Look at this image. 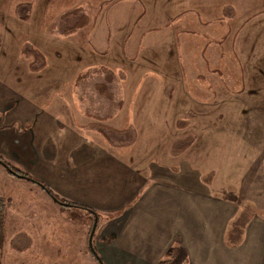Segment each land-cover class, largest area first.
Wrapping results in <instances>:
<instances>
[{
	"label": "crops",
	"instance_id": "0c3cea01",
	"mask_svg": "<svg viewBox=\"0 0 264 264\" xmlns=\"http://www.w3.org/2000/svg\"><path fill=\"white\" fill-rule=\"evenodd\" d=\"M66 1L93 8L90 0H15L9 15L76 16L75 28H0V50L10 48L0 61V157L75 206L0 165V264H98L93 252L104 264H264V188L239 200L227 184L236 169L264 177L256 163L264 154V11L241 24L232 9L210 24L180 9L168 23L177 14L160 5L168 25L131 38L135 2L147 0H111L91 28H78L80 2ZM121 2L132 9L126 23L114 12ZM162 47L174 53V70L153 53L144 59ZM62 55L69 60L60 67ZM233 117L239 130L218 142L209 181L202 129L215 123L223 133Z\"/></svg>",
	"mask_w": 264,
	"mask_h": 264
},
{
	"label": "rangeland",
	"instance_id": "374dc122",
	"mask_svg": "<svg viewBox=\"0 0 264 264\" xmlns=\"http://www.w3.org/2000/svg\"><path fill=\"white\" fill-rule=\"evenodd\" d=\"M85 1V0H84ZM67 3H73V4H77L78 2H80L79 6H82V10L85 12L84 14L86 16L82 17L80 19V22L78 24V28L84 27L86 23H88V25L85 28H91L92 24L94 23V20L96 21L97 19H99L100 17H102L105 13V8L104 5L105 3L111 4V0H90V2L93 3V8H88L85 7L87 6L86 2H82V1H73V2H68ZM175 2L177 3V5H183L181 8V6L176 10V13L174 12V6H175ZM15 0H0V28H75L77 27V25L73 26L74 22L76 21L77 17L76 16H64V17H57V16H53L52 14L48 13L46 16L44 17H40L38 16L37 13H34V9L31 11V15L28 18H15L11 15H9V10L12 8V6H14ZM48 4V2H46ZM100 3L102 4L101 6ZM113 3H116L113 2ZM137 5L134 6L136 7L135 9H132L130 7H126V5L128 4V2H121L120 4H123L122 7H117L114 9V12L117 11H121V17L119 18V20H121L123 23L127 22L126 18L128 16L131 15L132 13L133 16L135 17L136 14L138 15V13L140 12V15H138V17L136 18V20H134L133 22H131L130 25H128V36L131 38L134 36V34L136 33L137 30H151L154 29L156 31H160V28L157 27H162L168 24L163 23L162 18L164 16H162L161 12H158L157 9H160L158 6L163 5L162 9L164 8V10L169 14V13H173V16L175 14H177L174 17H168L166 18L168 23L171 21H173L175 18H178L180 16V9L182 10V12L186 13V11H193L194 13H197L203 20H198V22L201 21H207L211 24L212 19H216V22H218V20L220 18H222V16H225L226 18H228V15H230V12L232 11V9H235L236 11H238L239 13L237 18L238 21L241 22V24H243L249 17L250 15H252L253 13H255L257 11V13H262L264 11V0H166L165 4L162 3V0H147L143 2V7L140 6V4L138 2H135ZM70 4V5H73ZM69 5V6H70ZM99 6V7H98ZM165 6V7H164ZM188 9V10H185ZM19 13L22 17H24L23 13L24 9L19 10ZM110 13V12H109ZM108 13V15H109ZM196 19V18H195ZM197 20V19H196ZM58 21H61V23H58ZM63 22V23H62ZM124 25V24H123ZM139 25V27L141 26V28H136ZM152 27V28H148V27ZM118 31L121 28H117ZM163 29V28H162ZM216 31L218 28H215ZM232 29V28H230ZM240 29V28H239ZM140 35V34H138ZM228 36L230 37V41H234V33H230V34H226V37L224 40H226L228 38ZM232 36V38H231ZM130 38V39H131ZM228 39V40H229ZM223 40V41H224ZM227 40V41H228ZM130 40H128L129 42ZM139 41V39L137 40ZM162 44V43H161ZM71 42H69L68 40L65 41L64 43V47H70ZM162 45H167V43H163ZM168 46V45H167ZM174 52V50H173ZM146 55L144 56V59H149L148 57L150 56L149 53H153L155 55V59L156 61H161L162 63H168V68H172V70H174L175 66H174V53H169L168 50L166 48H158L155 50H151V49H147L146 50ZM10 54V48H2L0 50V61L3 64H6L8 61V55ZM59 55H61L59 53ZM63 59L60 58L61 64L60 67H63L64 64L66 62H68L67 60H69V55H65L66 58ZM178 61H179V56L178 53H176V67L178 66ZM247 70V68H246ZM238 99V98H236ZM238 100L243 101V97L239 98ZM261 100V96H258V101ZM263 100V99H262ZM263 101H261L260 103H262ZM243 103V102H241ZM239 104V105H247L248 102L246 101V103L244 104ZM258 103V104H260ZM240 108H245L243 106H241ZM226 114V113H225ZM210 119H213L215 122L219 121V122H227L228 117L226 115H219V117L213 112L210 113L209 115H207ZM244 119V118H243ZM233 121H240V118H232L229 120L230 123L225 124V127L227 126L228 129H224V132H218L220 130L217 129V124L215 123H211L210 127L207 128V130L202 129L203 131H206V134L203 138V148H204V157L203 158H207L205 161L202 158V161H204L202 163L203 167L209 168V181H213L216 178V165H217V157L219 155H217V150L218 147L217 145L219 144H227L228 141L231 140V138H234L233 132L234 131H238L239 128L238 126L234 128V126L231 125V123ZM207 123V122H206ZM179 130V129H178ZM202 131V132H203ZM222 131V130H221ZM200 129L198 128L197 130H193V134L188 136L187 138H191L192 141H195L196 138V133L197 135L200 133ZM193 136V137H192ZM181 141V145H179L180 147L178 148V152L180 150V148H183V145L186 143L185 138L183 140H178ZM219 142V144H218ZM198 148H201V145L198 146ZM183 151V150H181ZM180 151V153H181ZM163 156V154H162ZM261 157V159H259L256 163H257V167L259 168V166L261 165L262 170L264 172V154H260L259 155ZM226 161V160H225ZM162 163H168L165 161H162ZM227 163V161H226ZM169 164H166L164 166V168L166 169L168 167ZM214 168V169H211ZM240 169H236V170H231L230 171V178L229 181L227 182V184L229 185L230 189L228 188V190H230L231 192L228 194L229 196H231V199H233V194L235 196H240L241 198L239 200H241L242 198H251V199H256L258 196H263V193L257 194L258 188L259 186H261L262 188H264V177L261 175H256L254 176L252 174V172H248V174L251 173V175L249 176H240ZM262 172V173H263ZM178 173V171H177ZM259 173V172H258ZM174 174V173H173ZM174 178V177H173ZM179 183L181 184L180 181V177L179 175L176 178ZM162 185L163 183H166L163 181V179H160ZM159 181V182H160ZM263 184V185H262ZM216 185V184H215ZM214 185V186H215ZM234 186H240L241 190L240 191H235L233 192V188ZM255 187H256V191H255ZM216 191H214V194H212L211 198L213 200H217L218 197L216 196ZM263 208L259 207L258 208V212L261 213V210ZM263 211V210H262ZM264 212V211H263ZM260 215V214H259ZM166 258H162V263L160 264H169L167 262Z\"/></svg>",
	"mask_w": 264,
	"mask_h": 264
},
{
	"label": "trees",
	"instance_id": "16d2710c",
	"mask_svg": "<svg viewBox=\"0 0 264 264\" xmlns=\"http://www.w3.org/2000/svg\"><path fill=\"white\" fill-rule=\"evenodd\" d=\"M0 165H2V167L11 175H13L16 178L19 179H23V180H27L30 181L36 185H38L40 188H42V190H44L47 195L50 197V199H52V201H54L57 204L63 205V206H75L70 202L64 201L60 198H58L55 194H53L43 183H41L40 181L34 179L33 177H31L30 175L26 174L25 172L13 167L11 164H9L8 162H6L3 158L0 157ZM2 221H3V204H2V200H1V196H0V244L2 241V234H1V229H2ZM93 255L95 257V259L97 260L98 264H104L103 260L96 255L93 252Z\"/></svg>",
	"mask_w": 264,
	"mask_h": 264
},
{
	"label": "water",
	"instance_id": "95a60500",
	"mask_svg": "<svg viewBox=\"0 0 264 264\" xmlns=\"http://www.w3.org/2000/svg\"><path fill=\"white\" fill-rule=\"evenodd\" d=\"M93 231H94V227H93V230H92V232H91V236H92ZM91 236H90V237H91Z\"/></svg>",
	"mask_w": 264,
	"mask_h": 264
}]
</instances>
